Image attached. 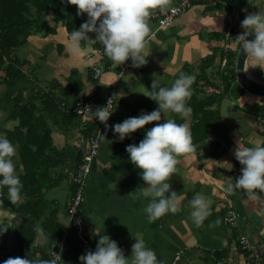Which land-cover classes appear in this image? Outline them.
Instances as JSON below:
<instances>
[{"label":"crops","instance_id":"crops-1","mask_svg":"<svg viewBox=\"0 0 264 264\" xmlns=\"http://www.w3.org/2000/svg\"><path fill=\"white\" fill-rule=\"evenodd\" d=\"M176 1L172 0V3ZM258 11L264 13V0L197 1L184 15L175 18L170 27L157 30L155 37L148 44L146 55L149 56L146 58V65L129 68L118 81L113 109V117L117 123L139 116L142 112L151 113L158 108L154 101L143 95L145 89L141 86L150 90L153 74L158 75L162 86L171 87L180 73L196 78L198 67L205 58L212 63V68L216 66L213 71H217L219 61L224 55L228 60L226 71L230 72L239 50L234 44V38L243 31L241 22L246 15ZM149 24L152 31L156 29L154 23ZM229 24L236 31L227 35L226 28ZM34 38L38 37H32ZM42 40H50L51 44H56L54 51H46L43 47L44 52L35 50L29 57L26 54L28 48H31L29 43L17 51L21 59H26L28 64L37 70L38 82H34L35 85L53 79L62 80L74 71L83 86L72 96V103L81 101L88 94H95L100 99L106 97L110 86L116 81L117 68L104 73L92 88L91 61L83 58L85 53L93 50L90 46L73 55L69 51V39L62 28H59L57 35ZM59 45L63 50L57 53ZM207 73L209 78H212V71L208 70ZM246 75L264 84V68L249 69ZM228 76L232 78L230 73ZM232 79L226 95V109L232 116L221 117L222 151L216 152L213 158L203 149L201 139L195 141L193 153L179 158L177 170L169 181L171 190L177 192L181 198V210L175 214L168 213L149 223L143 209L150 202V198L137 197L135 193L146 185L140 178V170L131 164L126 147L130 144L138 145L155 123L146 125L144 129L138 130L123 141H118L113 132L103 137L87 177L85 201L80 210L86 236L95 249L99 239L93 235L95 229L100 235L110 236L118 246H123L126 257L131 256L134 238L140 234L147 247L155 251L159 264H172L176 255L178 260L175 264H216L218 259L228 258L227 248L241 236L252 244L264 242V204L248 200L246 195L239 191L234 194L225 191L226 185L235 183L234 179L241 175V165L234 156L235 142L239 136L245 146H252L258 139L264 140V98L247 93L237 84L235 78ZM30 80L29 78L25 82L28 81L27 84L30 85ZM220 82L221 80L216 78L212 86L217 87ZM95 89H98V92H95ZM191 90L194 93L195 89ZM219 107L218 104L217 108ZM168 116L177 123H186L191 137L193 136L191 127L196 121L191 114L187 119H182L174 113H169ZM6 125L2 127L13 125L11 118L10 124ZM78 145L82 149L84 141ZM71 193L69 177L44 193L46 214L56 211L60 225L65 224V204ZM131 193L133 194L130 195ZM197 193H203L212 202L211 215L200 227H196L190 219L189 201ZM228 209L237 214L234 226L225 223ZM216 221H219V224H216ZM37 228H41L40 223ZM44 233L47 239L38 245L47 251L50 240L48 234L45 231ZM69 244L71 257L65 259L63 264H80L79 257L85 252L72 239ZM237 259L238 263L242 261L239 257ZM254 264H264V258Z\"/></svg>","mask_w":264,"mask_h":264},{"label":"clouds","instance_id":"clouds-1","mask_svg":"<svg viewBox=\"0 0 264 264\" xmlns=\"http://www.w3.org/2000/svg\"><path fill=\"white\" fill-rule=\"evenodd\" d=\"M62 3L74 6L78 16L87 15L86 22L79 30L74 29L69 35V51L73 55L80 51L81 41L99 42L103 45L104 54L113 63L124 65L131 60L133 68L147 63L148 44L155 36L150 28V18L157 11L162 14L175 11L171 7L172 0H62ZM241 28L243 31L234 38V44L239 47L240 55L246 57L243 71L247 73L252 68H264V13L258 11L246 15ZM157 77L153 74L150 90L141 86L145 89L143 95L154 101L158 108L111 126L118 141H123L146 125L155 123L138 145L130 144L126 147L131 164L140 170V178L146 185L135 193L137 197L150 198L143 209L149 223L181 210V198L171 190L169 181L177 170L179 158L195 151L187 124L177 123L168 116L169 113L177 114L182 119L190 116L192 109L188 101L192 96L195 77L180 73L171 87L162 86ZM112 99L109 98L106 106L97 107L95 111L90 106L85 108L105 128H108L107 122L113 112L110 111ZM235 145L234 156L241 165V175L234 179L235 183H228L225 191L228 194L239 191L248 200L264 204V140L258 139L252 146H245L239 136ZM16 156V146L0 133V189L7 188L9 200L13 204L21 200L23 187L16 174ZM211 203L203 193H197L189 201L190 219L196 227L202 226L211 215ZM7 231L6 226H0V235ZM36 231L38 235L31 248L47 239L42 228ZM93 235L99 237L96 249L87 250L81 255L80 264H159L155 251L147 247L140 234L134 238L130 257L125 256L110 236L100 235L97 229ZM60 259L61 256L54 253L50 260H32L28 256L9 257L3 264H58Z\"/></svg>","mask_w":264,"mask_h":264},{"label":"trees","instance_id":"trees-1","mask_svg":"<svg viewBox=\"0 0 264 264\" xmlns=\"http://www.w3.org/2000/svg\"><path fill=\"white\" fill-rule=\"evenodd\" d=\"M197 1L204 0H194L192 4ZM86 20V14L78 16L77 9L62 3V0H0V86L15 87L29 78L38 82L37 70L26 59H21L17 51L25 48L32 37L47 39L57 35L59 28L64 29L69 39L70 33L74 29L79 30ZM87 46L103 49L99 42L81 41L80 49L84 50ZM57 48V53L63 50L61 45ZM105 57L107 62L111 61ZM222 59L217 71H213L216 66L212 68L209 59H203L191 88L195 89L194 93L188 101L191 115L196 121L191 127L193 145L196 140L202 139L203 149L213 158L216 152L222 151L220 142L223 139L217 106L228 94L235 75L234 68L226 72L228 60L221 70ZM208 70L212 71V78H209ZM213 78L223 83L220 95L207 91L214 84ZM82 86L77 72L72 71L62 80L38 83L33 91H25V95L21 88L11 99L10 118L13 125L0 130L16 146L14 164L23 187L22 198L15 204L9 200L7 188L0 189V210L9 215L0 223V226L8 228L6 233L0 235V264L9 257L51 259L48 251L55 246L63 225L56 218V211L46 214L44 193L57 187L73 172L82 154L78 144L92 131V127L81 123L68 109L72 96ZM71 136L72 143L69 141ZM197 147L199 149V143ZM38 223L49 236L50 247L47 251L39 245L31 248L36 240Z\"/></svg>","mask_w":264,"mask_h":264},{"label":"built area","instance_id":"built-area-1","mask_svg":"<svg viewBox=\"0 0 264 264\" xmlns=\"http://www.w3.org/2000/svg\"><path fill=\"white\" fill-rule=\"evenodd\" d=\"M194 0H177L173 2L171 7L175 11H168L166 13H160L157 11L151 18V22L156 25V29L152 32L156 33L157 30L170 27L175 18L184 15L192 6ZM235 28L229 24L226 28V34L229 35L231 32H235ZM155 37V36H154ZM152 40V39H151ZM226 51L224 50V53ZM83 58L85 60L91 61L90 65V77L93 82L98 83L101 76L114 68H117L116 81L112 84L107 92L104 99H100L95 94H88L81 101L72 103L69 101L68 109L75 114L81 123L92 127V131L86 136L84 140V146L82 148L81 159L79 163L74 167L73 172L69 174V181L72 185V193L65 204L66 221L62 226L60 234L57 238L56 244L53 248L49 249L48 254L52 259L53 254L57 253L61 256L58 264L62 262L63 259H68L71 257L69 252V240L72 239L73 242L78 243L82 251L86 253L87 250L95 251L90 240L86 236L84 223L80 215V210L85 201V187L86 181L89 173L91 172L92 163L98 154L101 146L103 135L112 133L113 125L117 124V121L113 117V112L107 122L108 128L98 120L95 121L91 117L89 111L85 109L86 107H91L93 111L97 107L106 106L109 98H113L111 102L110 111L114 109L115 103V89L118 81L126 73V71L132 67V61H126L124 65L116 64L112 61L107 62L102 48H97L90 50L85 53ZM227 64V59L224 55L221 62V70L225 68ZM223 83L220 82L217 87L209 86L207 91L214 95H220L223 90ZM237 221V214L232 210L228 209L226 212L225 223L230 226H234ZM70 223V224H69ZM69 224V225H68ZM126 254V250L123 246H119ZM229 253L228 258H220L216 261V264H254L264 258V242L252 244L247 238L241 236L235 243L227 248ZM238 256L241 258V262H237ZM178 260V256L175 257V262ZM173 262L172 264H175Z\"/></svg>","mask_w":264,"mask_h":264},{"label":"rangeland","instance_id":"rangeland-1","mask_svg":"<svg viewBox=\"0 0 264 264\" xmlns=\"http://www.w3.org/2000/svg\"><path fill=\"white\" fill-rule=\"evenodd\" d=\"M63 32L65 33L64 29ZM45 43H49V45H46ZM57 43V42H56ZM29 44L31 45V48H28V52H26V54L29 55H33L35 53V50L37 51H42L43 47L45 48L46 51H50L53 52L55 49V45L50 43V40H42L40 38H34V39H30ZM45 50H43L42 52H44ZM238 53V51H237ZM237 56V55H236ZM236 62V60H235ZM233 68L235 69V64L233 65ZM227 72V71H226ZM234 78L236 79V75H234ZM28 82V81H27ZM27 82L23 83L22 85H18L15 87H8L7 85H3L0 86V107L2 109V111L0 112V129L2 128V126L6 125V124H10V112L12 109V105H11V99L14 95H16L17 91H19V89L23 88V95H25V91H29V89H31L30 91L34 90L35 87V83L33 80H30L29 83L30 85L27 84ZM93 82V81H92ZM93 85L91 86L92 88L95 87V82L92 83ZM95 92H98V89H95ZM228 100H226V97L222 98L219 102L220 107H219V112L221 117H231L232 114L226 109V105H227ZM7 126V125H6ZM1 133V130H0ZM75 133V132H74ZM73 133V134H74ZM223 136V135H222ZM72 136L69 139V141H71L72 143ZM223 140V139H222ZM9 215L6 211L0 210V223H2L4 220L8 219ZM65 259L62 260L61 264L65 263L64 262Z\"/></svg>","mask_w":264,"mask_h":264},{"label":"water","instance_id":"water-1","mask_svg":"<svg viewBox=\"0 0 264 264\" xmlns=\"http://www.w3.org/2000/svg\"><path fill=\"white\" fill-rule=\"evenodd\" d=\"M246 57L238 50L235 62V75L237 84L247 93L264 98V84L249 78L243 71V63Z\"/></svg>","mask_w":264,"mask_h":264}]
</instances>
